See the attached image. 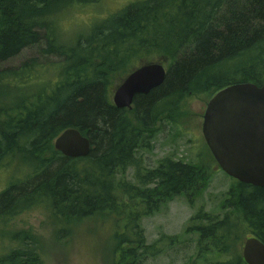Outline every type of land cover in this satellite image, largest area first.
<instances>
[{"label":"trees","instance_id":"16d2710c","mask_svg":"<svg viewBox=\"0 0 264 264\" xmlns=\"http://www.w3.org/2000/svg\"><path fill=\"white\" fill-rule=\"evenodd\" d=\"M93 1L0 0V66L33 47L42 58L59 60L46 67L33 58L0 69V170L13 167L15 156L31 167L23 181L0 192V222L43 206L61 241L78 222L107 216L115 228L105 264H142L163 251L147 243L141 219L179 197L194 207L213 176L171 157L145 169L139 153L153 149L161 118L189 115L185 103L192 97L205 96L207 104L229 85L264 84V0L139 1L93 22L88 33L66 38L57 10ZM146 59L170 61L166 80L136 96L133 109L117 108L114 80ZM44 67L55 70L54 77L41 76ZM69 128L90 138L88 156L68 158L54 148ZM130 168L136 183L125 179ZM235 182L222 217L200 210L191 218L207 222L196 229L198 254L191 264H202L199 248L224 256V264H246L238 250L244 238L264 244V188ZM0 231L15 242L0 253V264H44L33 232L1 225ZM170 240L177 244L179 236Z\"/></svg>","mask_w":264,"mask_h":264},{"label":"rangeland","instance_id":"374dc122","mask_svg":"<svg viewBox=\"0 0 264 264\" xmlns=\"http://www.w3.org/2000/svg\"><path fill=\"white\" fill-rule=\"evenodd\" d=\"M139 1L146 0H94L89 4L76 2L61 6L62 12L57 10L59 13L55 14H60L61 25L70 24L69 30L63 31L64 36L74 39L80 34L88 33L93 22L116 16L129 4ZM113 5H120V7L114 9ZM33 58H38L39 63L46 67L51 62H59L57 58H42L39 49L33 47L25 49L18 56L1 64L0 69H16ZM159 59L161 58L157 60ZM148 60L150 59L143 60L136 65V68L148 63ZM163 64L168 71L170 61H164ZM46 67L40 69L39 74L49 78L54 77L55 70ZM134 69L132 67L130 72ZM125 78L115 79V87ZM14 102L15 100L10 99L8 104L11 105ZM185 109L189 112L188 116L172 115L160 119L154 129L153 149L140 151L138 159L143 164V168L151 170L155 169L162 159L171 157L198 167L203 166L210 171L213 178L209 188L194 207L190 206L184 197H179L163 207L161 212L141 219L140 223L145 231L147 243L152 245L157 242L158 248L163 251L155 257L146 258L142 264H191L198 254L195 241L199 233L196 229L204 228L207 224L206 221H190L191 218L200 210L222 217L225 213V210H222L224 200L229 189L237 181L220 170L206 145L202 133L203 115L206 109L205 96L192 97L185 103ZM11 165L13 167L10 169L5 167L0 170V192L18 179L23 181L31 171L30 164H26L24 157L15 156L11 159ZM135 174L136 170L130 168L125 175L126 181L135 182ZM7 221L8 224L0 222V225L7 230L10 228L14 232L34 233L32 235L38 239L44 264H105L106 256L113 243L111 237L115 228L114 221L107 216H95L87 221L84 220L85 222H78L72 235L67 240L61 241L54 236L55 226L52 222L54 220L43 206L12 216ZM192 228L193 230H190ZM101 230H104L103 234ZM4 236L8 237L0 239V253L15 245L9 237L10 232L0 231V238ZM176 236H179V241L172 245L170 238ZM248 237L249 235L244 238L242 245L238 246L241 252ZM160 239L162 242L158 244ZM219 241L226 243L222 236L218 237ZM199 253L203 258L202 264L226 262V258L219 254H205L201 248Z\"/></svg>","mask_w":264,"mask_h":264},{"label":"water","instance_id":"95a60500","mask_svg":"<svg viewBox=\"0 0 264 264\" xmlns=\"http://www.w3.org/2000/svg\"><path fill=\"white\" fill-rule=\"evenodd\" d=\"M167 74L161 61L134 69L116 85L115 106L131 110L135 97L160 87ZM202 133L222 172L240 183L264 188V84L236 83L214 94L206 105ZM91 147L90 138L75 128L66 129L54 142V148L68 158L86 157ZM242 255L247 264H264V244L248 238Z\"/></svg>","mask_w":264,"mask_h":264},{"label":"clouds","instance_id":"9594fccd","mask_svg":"<svg viewBox=\"0 0 264 264\" xmlns=\"http://www.w3.org/2000/svg\"><path fill=\"white\" fill-rule=\"evenodd\" d=\"M114 9L115 8H118V7H120V5H113L112 6ZM69 28H70V24H62L61 25V29H62V31H64V32H67L68 30H69Z\"/></svg>","mask_w":264,"mask_h":264},{"label":"flooded vegetation","instance_id":"af4514ba","mask_svg":"<svg viewBox=\"0 0 264 264\" xmlns=\"http://www.w3.org/2000/svg\"><path fill=\"white\" fill-rule=\"evenodd\" d=\"M114 89H115V87H114Z\"/></svg>","mask_w":264,"mask_h":264},{"label":"bare ground","instance_id":"6f19581e","mask_svg":"<svg viewBox=\"0 0 264 264\" xmlns=\"http://www.w3.org/2000/svg\"><path fill=\"white\" fill-rule=\"evenodd\" d=\"M168 18V17H167Z\"/></svg>","mask_w":264,"mask_h":264}]
</instances>
